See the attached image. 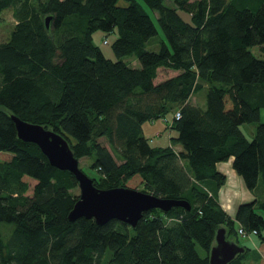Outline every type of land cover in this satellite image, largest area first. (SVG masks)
Masks as SVG:
<instances>
[{
    "label": "trees",
    "instance_id": "trees-1",
    "mask_svg": "<svg viewBox=\"0 0 264 264\" xmlns=\"http://www.w3.org/2000/svg\"><path fill=\"white\" fill-rule=\"evenodd\" d=\"M164 2L0 0V22L8 9L15 20L0 42V264H210L219 227L239 245L238 228L264 243V199L231 218L211 184L224 182L216 164L229 156L250 190L264 184V57L253 52L264 44V0ZM96 30H116L115 60L92 42ZM160 68L176 73L156 82ZM203 88L205 107L192 104ZM171 110L180 111L176 134L152 146L143 123ZM10 114L61 134L89 160L96 187L140 188L190 208L149 209L135 227L68 220L77 180L18 138ZM241 246L227 264H246Z\"/></svg>",
    "mask_w": 264,
    "mask_h": 264
},
{
    "label": "water",
    "instance_id": "water-1",
    "mask_svg": "<svg viewBox=\"0 0 264 264\" xmlns=\"http://www.w3.org/2000/svg\"><path fill=\"white\" fill-rule=\"evenodd\" d=\"M49 18H46V26ZM18 138L35 143L47 157L49 163L61 170H68L77 180L78 199L68 212L73 221L84 217L94 219L99 225L116 219L135 227L142 213L158 208L167 211L173 206L189 209L186 200L160 198L151 193L129 187L98 188L93 180L83 172L67 140L59 133L40 124L25 121L10 114ZM245 248L226 238V229L219 227L215 233L214 245L210 248V264H227Z\"/></svg>",
    "mask_w": 264,
    "mask_h": 264
},
{
    "label": "rangeland",
    "instance_id": "rangeland-1",
    "mask_svg": "<svg viewBox=\"0 0 264 264\" xmlns=\"http://www.w3.org/2000/svg\"><path fill=\"white\" fill-rule=\"evenodd\" d=\"M165 5H171L172 0H165ZM148 12H152L150 9L146 8ZM184 19H188V15L184 12L179 11ZM154 14H157L154 11ZM15 20L12 15V11L10 9L5 10L2 13V20L0 22V42L8 39L11 29L13 28ZM117 37V32L114 30L113 32L106 34L101 30H96L92 33V42L95 45H98L102 50L103 54L115 60L116 57L113 53L111 43ZM154 37L152 40H155ZM107 41V43L104 42ZM150 49H158V45L149 47ZM253 52L258 57H264V44L262 47L256 46L253 48ZM125 61L132 62L133 66H139V63L135 57H125ZM176 72L172 70L159 69L156 82L160 81L164 78L173 76ZM207 93V88H203L199 93L195 94L191 98L192 104H199L202 107H205V97ZM174 111L171 110L167 112L163 117L156 119L153 122L146 121L143 123V130L146 136H148L150 140V144L153 145H166L168 143L169 137L171 135H175L176 131L172 128H169L170 124L173 122ZM260 119L264 121V108L260 110ZM242 132L248 137L251 138L255 131V125L251 123H245L240 126ZM102 142L105 143V140L102 139ZM89 160L86 157L79 158L78 164L88 176L93 174L92 169L88 167ZM216 169L222 172L225 175L224 182L219 186H215L213 182H211L216 198L220 206L224 209V211L231 217L234 218L235 213L239 204L247 203L252 201L253 199H264V184L259 179L258 186L255 189L250 190L245 182L243 177L234 169L233 167V157L229 156L227 159L221 160L216 164ZM35 184V180H29V188L26 191V195H31L33 185ZM138 190L140 188H137ZM75 193H79V188L75 189ZM259 213L262 211L258 210ZM264 216V213H262ZM235 227L237 223L235 222ZM227 231V228L224 227ZM261 233L264 236V228L261 230ZM231 241H236L234 235H230L228 237ZM238 242L241 245H246L250 248L248 251V261L246 264H264V243L261 242L260 236L257 234H251L247 236V238H239Z\"/></svg>",
    "mask_w": 264,
    "mask_h": 264
},
{
    "label": "built area",
    "instance_id": "built-area-1",
    "mask_svg": "<svg viewBox=\"0 0 264 264\" xmlns=\"http://www.w3.org/2000/svg\"><path fill=\"white\" fill-rule=\"evenodd\" d=\"M104 42L106 43V40H104ZM180 117V111L179 110H175L174 111V119H178ZM256 231H252V233H255ZM238 234L242 237V238H246L247 236H249L250 234L244 232V230L242 228H238Z\"/></svg>",
    "mask_w": 264,
    "mask_h": 264
},
{
    "label": "crops",
    "instance_id": "crops-1",
    "mask_svg": "<svg viewBox=\"0 0 264 264\" xmlns=\"http://www.w3.org/2000/svg\"><path fill=\"white\" fill-rule=\"evenodd\" d=\"M175 147H176L177 149H180V146H179V145H176Z\"/></svg>",
    "mask_w": 264,
    "mask_h": 264
}]
</instances>
